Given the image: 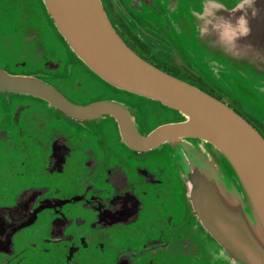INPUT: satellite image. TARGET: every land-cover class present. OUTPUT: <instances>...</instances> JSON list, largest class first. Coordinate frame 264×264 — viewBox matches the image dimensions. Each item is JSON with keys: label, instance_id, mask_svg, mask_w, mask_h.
Wrapping results in <instances>:
<instances>
[{"label": "flooded vegetation", "instance_id": "obj_1", "mask_svg": "<svg viewBox=\"0 0 264 264\" xmlns=\"http://www.w3.org/2000/svg\"><path fill=\"white\" fill-rule=\"evenodd\" d=\"M251 1L100 0L137 56L225 104L264 139L261 98L247 96L260 100L253 115L232 96L247 90L242 74L262 72L224 58L261 57L262 8ZM209 4L244 5L239 18H223L222 41L199 30ZM183 121L88 68L44 0H0V264H213L217 247L191 189L211 166L223 180L224 163L173 128Z\"/></svg>", "mask_w": 264, "mask_h": 264}, {"label": "water", "instance_id": "obj_2", "mask_svg": "<svg viewBox=\"0 0 264 264\" xmlns=\"http://www.w3.org/2000/svg\"><path fill=\"white\" fill-rule=\"evenodd\" d=\"M258 1L262 8L258 30L264 60V0ZM44 2L55 25L88 68L118 88L177 109L184 121L173 128L180 129L182 136L208 143L218 153L224 163V179H216L217 169L211 166L198 171L191 189L197 216L217 247L213 264L215 259L222 264H264V139L225 104L137 56L112 27L100 0ZM254 2L251 7L256 5ZM243 6L224 11L209 4L199 21L203 38L208 39L213 31L221 33L222 41L226 32L223 18H239ZM238 23L228 28L237 34L231 37L236 55ZM209 24H213L212 30Z\"/></svg>", "mask_w": 264, "mask_h": 264}, {"label": "rangeland", "instance_id": "obj_3", "mask_svg": "<svg viewBox=\"0 0 264 264\" xmlns=\"http://www.w3.org/2000/svg\"><path fill=\"white\" fill-rule=\"evenodd\" d=\"M194 39H196L195 36ZM219 46L222 47V43H220ZM231 55L232 54H230V56L228 57H224L226 59L225 61L230 65L229 66L230 68L233 67L246 72L255 71V70L262 72V74H242L245 76L247 90H245V92L242 91L243 93L241 92V90H238V93L232 95L238 101L244 102V109L248 113L253 115H257V114L259 115L257 108H259L260 100L255 101L256 104L255 105L253 97L247 98V96L251 97L253 94H256L261 98V101L264 103V60L262 57H260V58L246 59L240 61L239 59L232 58ZM201 66H204L205 68L203 69L206 70L209 65L207 66L201 65ZM214 264H222V262H218V260L215 259Z\"/></svg>", "mask_w": 264, "mask_h": 264}]
</instances>
